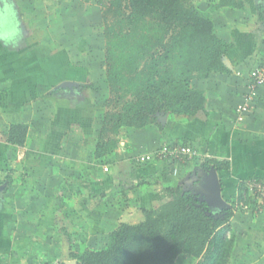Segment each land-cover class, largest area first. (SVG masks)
<instances>
[{
  "label": "rangeland",
  "instance_id": "obj_1",
  "mask_svg": "<svg viewBox=\"0 0 264 264\" xmlns=\"http://www.w3.org/2000/svg\"><path fill=\"white\" fill-rule=\"evenodd\" d=\"M25 1L35 13L20 16L18 7ZM197 1L209 3L213 0ZM39 3V0L10 3L5 0L0 10V32L5 41L7 36L17 38L18 18L24 37L20 36L8 46L20 59L22 75L18 84L13 85L5 78L4 88L0 89V129L13 121H28L29 125L25 145L6 151L5 158L8 166H11L9 161L15 159L13 154L17 160L13 168L7 167L8 171L13 169V173L10 170L12 182L5 185L9 195L5 201L1 196L6 203L2 208L4 227L12 229L5 232L7 237H3V244L6 248L2 254L9 256L5 260L12 264L70 262L67 258L69 247L75 251L99 250L108 231L121 221L140 222V210L165 202L168 199L165 189L176 184V180L171 181V172L167 174L170 169L167 161H156L163 163L157 167H134L136 156L145 153L137 146L138 139L156 136L155 129L151 133H137L133 141L124 137L116 155L107 160H92L103 115L102 106L96 105L98 93L92 88L104 85L99 78L103 64L99 16L94 14L90 21L80 26V21L85 19L76 6L67 8L65 3L64 10L55 11L63 17H56L49 10L44 12L42 7H36ZM49 44L59 47L62 53L60 61L52 64L55 65L52 70L65 65L72 71L69 72L71 77H66L69 87H63L67 89L63 90L65 98L59 95L60 98H56L59 105L65 107L60 114L45 100L50 89L60 82L53 71L40 69L49 62V56H44V53L49 54ZM83 84L89 86L81 92ZM78 88L80 90L75 91ZM184 144L192 146L189 142ZM104 167L108 170L104 171ZM141 171L154 176L146 181ZM122 185L127 190L124 194ZM156 190L159 192L154 193ZM122 206L125 210H121ZM258 254L262 253L258 251ZM178 264L193 262L185 258Z\"/></svg>",
  "mask_w": 264,
  "mask_h": 264
},
{
  "label": "trees",
  "instance_id": "obj_2",
  "mask_svg": "<svg viewBox=\"0 0 264 264\" xmlns=\"http://www.w3.org/2000/svg\"><path fill=\"white\" fill-rule=\"evenodd\" d=\"M77 2L76 8L81 10L85 19L80 21V26L98 14V32L103 45L99 78L104 85L92 87L98 93L96 105L103 108L92 149L93 161H104L116 154L122 139L129 133L151 126L162 132L165 128L162 117L181 121L205 110L206 93L198 88L197 82L216 73H229L223 57L232 44L214 34L216 15L229 10L242 11L246 6L244 0H213L209 3L197 0ZM18 8L20 16L35 12L27 1ZM55 11L54 14L58 13ZM4 51H0V60L4 57L5 65L17 63L18 68L5 69L6 65L2 77L4 80L13 77L14 83L18 84L22 75L20 59L6 49ZM15 57L17 61L13 59ZM86 86L89 85H80L81 91ZM28 129L26 123H11L2 133V139L6 144L23 147ZM197 159L184 160L181 165ZM148 163L134 161L135 166ZM211 166L219 177L229 169L228 161L213 158H202L196 169ZM252 180L239 184L234 203L229 201L230 209L216 212L198 201L193 191L198 180L192 185L185 180L173 184L165 189L168 194L165 202L140 210V222L121 221L105 235L101 249L75 251L69 247L67 258L75 264H178L185 258L193 264H237L233 218L245 211L252 201L256 203L258 200L248 188ZM11 182L9 173L4 184L10 185ZM7 189L5 187L4 191ZM121 192H127L123 185ZM121 210L125 208L122 206ZM57 264H65V261L60 260Z\"/></svg>",
  "mask_w": 264,
  "mask_h": 264
},
{
  "label": "crops",
  "instance_id": "obj_3",
  "mask_svg": "<svg viewBox=\"0 0 264 264\" xmlns=\"http://www.w3.org/2000/svg\"><path fill=\"white\" fill-rule=\"evenodd\" d=\"M39 1L40 3L36 7H42L44 12L49 10L51 14L56 17H63L60 14H54V10H58L59 8L64 10L65 3H68V5L73 3L72 5L77 7V1L80 0H75L73 2L70 0V2L68 0ZM244 2L246 6L242 11L235 12L229 10L216 15L214 34L232 44L231 49L223 57V63L226 68L229 69V73H216L211 75L209 79L197 82L198 88L206 93L207 102L205 110L198 113L193 118L183 119L181 121L173 117H164L165 128L162 132H159L155 127L151 126L137 132L129 133L125 136L129 138L130 141H133L135 136L139 134L142 135L143 132L151 133L153 132L152 130L155 129V133H157L156 136L140 137L137 141V146L141 148L140 151L145 153L153 152L161 145H174L189 142V144L197 150L198 159L184 166L168 164V169L169 167L170 169L167 171V174L171 172V181L176 180V184L184 180L189 181L190 185H192V182H196L198 180V173L204 170L196 169L202 158L228 161L229 169L227 172L221 174L219 181L222 198L228 201L230 207L231 203H234L236 199V190L241 182L254 179L264 183V85L256 89L250 101L249 111L244 115L243 121L238 122L234 112L235 106L241 103L243 96L248 93L249 71L258 64L261 53L264 50V0H244ZM1 5H3V0H0V7ZM65 15L66 14H64V16ZM19 23L20 21L18 18V25L20 26ZM19 26H17L16 32L17 40H19L20 36L24 39ZM13 38L7 36V41H5L3 33L0 32L1 52L3 49H6L8 52L14 54L12 50L8 49L11 42L13 45V41L16 40ZM49 45L51 47L49 54L44 53V56H49V62L44 65V69H40L43 71L45 69L47 71H53L57 80L60 82L54 89H50L45 99L49 102V107L60 114V111H64L65 107L60 106L56 98L59 99V96H64L65 98V93L59 90H67L63 88V84H66L67 76L71 77L69 72L72 71L66 68L65 65L64 67H57L52 70L55 66L52 64L60 61L62 53L58 50L59 47L52 46L51 44ZM13 59H16V57ZM17 60L18 59L15 61ZM15 61H13V63ZM2 63L3 59L0 60V71L3 70ZM16 66H18L17 63L7 67H12L13 70ZM58 66L62 65L58 64ZM7 67L5 68L4 66L5 69H7ZM10 74L14 76L12 71ZM6 79L8 84L11 83L13 85V77H7ZM9 80H11V82H9ZM3 83L4 78L0 77L1 90L4 88L2 87ZM76 85L77 84H75V86ZM79 90L78 88L75 91ZM11 123L28 124V121H13ZM10 124H5V128ZM5 128L2 127L0 129V187L2 190L0 192V264H12L11 261L5 260L8 259L9 256L2 254L4 248H6L3 244V237H7L6 233L12 230L11 227L10 229L4 227L5 213L2 208L6 205L3 199L5 201L6 196L9 195L8 189L4 191L5 177L11 173V169L8 171L7 167L13 168L12 165L17 163L16 155L13 154L12 157L15 159L9 161L11 166L7 165V162H5L7 161L5 160L7 157L6 151H14L17 146L9 145L4 142L2 133L5 131ZM162 164L161 162L152 161L146 164V166L157 167ZM134 167L135 169L140 168V166ZM162 170L164 171L163 166ZM174 170L176 172L173 174ZM11 171L13 173V169ZM143 172L145 171H141V173ZM141 173H139V175ZM151 176H154L153 173L150 175L143 173L142 177L147 181L148 177ZM165 181L169 182L167 179H165ZM195 184L193 185V191L196 189ZM156 192L159 191L156 190L154 193ZM1 196H3V199ZM32 197L33 196H31V198ZM166 197L168 198V196ZM229 201L231 203H229ZM232 226L236 234V247L234 251L236 263L264 264V204H259L258 201H256V203L252 201L245 207V211L237 213L233 218ZM49 244L50 243H48L47 246H49ZM253 247L255 251H253ZM258 251L262 254H258Z\"/></svg>",
  "mask_w": 264,
  "mask_h": 264
},
{
  "label": "built area",
  "instance_id": "obj_4",
  "mask_svg": "<svg viewBox=\"0 0 264 264\" xmlns=\"http://www.w3.org/2000/svg\"><path fill=\"white\" fill-rule=\"evenodd\" d=\"M262 85H264V50L258 64L249 71L248 93L243 96L242 102L235 106L234 112L238 122L243 121L244 115L249 111L252 96L255 94L256 89ZM195 157H198L196 149L182 143L174 146L161 145L153 152L138 154L135 161L139 163L167 161L170 164L181 165L184 160L189 162ZM106 170L107 168L104 167V171ZM175 172L174 170L173 174ZM248 188L249 191H253L254 196L258 199L257 201L264 204V183L252 180Z\"/></svg>",
  "mask_w": 264,
  "mask_h": 264
},
{
  "label": "water",
  "instance_id": "obj_5",
  "mask_svg": "<svg viewBox=\"0 0 264 264\" xmlns=\"http://www.w3.org/2000/svg\"><path fill=\"white\" fill-rule=\"evenodd\" d=\"M2 8L3 5L0 10ZM65 86L69 87L68 84H63V87ZM162 121H164V117H162ZM195 188L194 193L197 194L198 201L206 203L212 211L230 209V205L222 198L219 176L212 166L198 173V182L195 184ZM65 264H75V262L70 261Z\"/></svg>",
  "mask_w": 264,
  "mask_h": 264
},
{
  "label": "flooded vegetation",
  "instance_id": "obj_6",
  "mask_svg": "<svg viewBox=\"0 0 264 264\" xmlns=\"http://www.w3.org/2000/svg\"><path fill=\"white\" fill-rule=\"evenodd\" d=\"M191 188V187H190Z\"/></svg>",
  "mask_w": 264,
  "mask_h": 264
}]
</instances>
